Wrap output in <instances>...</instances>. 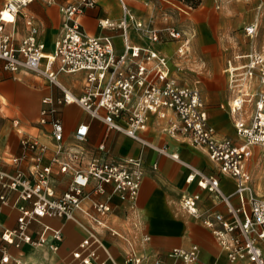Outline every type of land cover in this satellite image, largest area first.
<instances>
[{"label":"crops","instance_id":"crops-1","mask_svg":"<svg viewBox=\"0 0 264 264\" xmlns=\"http://www.w3.org/2000/svg\"><path fill=\"white\" fill-rule=\"evenodd\" d=\"M75 1L33 0L16 15L13 24L5 25V31L18 43L29 31L26 20L30 18L36 29V40L44 44L45 54L49 53L63 32L64 19L60 8ZM97 2L79 16L80 25L86 33L100 38L109 36L117 55L123 53L127 42L166 56L169 77L183 85L190 86L180 80L182 76L192 74V70L202 71L212 86L210 91L200 92L208 124L213 127L217 137L228 138L234 143L241 142L233 124L236 115L230 112L229 107L233 97L227 89V76L223 74L228 62H242L239 56L264 52V0H200L193 8L177 0H125L126 12L118 0ZM123 19L126 21L125 34L118 27ZM101 20H108L111 26L102 25ZM137 22L142 24L141 28L136 26ZM251 23L258 26L255 33L249 36L244 28ZM167 27H174L188 39L184 54L177 52L183 41L165 35L162 40L154 41L144 33L146 30L161 31ZM210 62L213 63L211 67ZM221 68L223 74L220 76L224 84L220 87L207 74L211 70L219 72ZM84 76L83 72L60 73L58 79L71 92L80 95ZM60 92L45 79L32 73L0 72V165L6 171L14 170L10 157L22 154L28 156L18 165L23 171H27L32 164L29 157L35 152L23 149L20 144L22 137L34 138L43 144L46 150L42 164L49 162L54 153L55 141L51 125L40 124L39 117L45 106L42 100L51 97L55 101L60 97ZM136 100L134 96L131 106H135ZM54 105L59 109L58 114L65 128V148H79L84 151L86 158L97 156L122 161L127 157H141L143 160L144 177L134 201L112 194L108 199L111 211L99 216L92 208V203L94 200H106V195L92 194L84 198L81 208L75 211L76 218L94 230L101 240L104 249L98 250V256L104 264H134L132 253L142 257L139 264H156L157 261L161 264H181L172 250L176 247L188 248L192 244L199 246L203 261L209 264H232L227 260L225 249L203 223L204 217L212 211L226 214L224 204L218 196L200 189L195 180L188 182L187 177L192 169L216 176L225 194L233 193V179L220 174L217 164L209 158L205 148L193 144L188 135L170 134L167 129L169 124L178 121L170 110L166 111L165 118L149 114L147 131L142 136L151 145L165 146L169 152H177L179 160L144 147L120 132L108 131L100 121L91 119L76 104ZM247 109H250L249 105ZM80 123H87L89 130L86 140L77 143L73 139V132ZM100 143L105 144L106 151L97 149ZM253 153L255 159H251ZM263 156L264 147L255 145L251 147V156L246 161L250 191L255 197H264ZM153 164L158 168L153 169ZM68 180V174H59L55 169L53 182L57 192L66 189ZM107 190L110 191L109 186ZM190 193L200 194L198 214L195 216L188 214L181 204L182 197ZM1 194H5L10 203L16 198L15 192L0 186ZM231 200L233 204H238L235 196ZM88 213L100 218L105 226L96 224ZM18 214L16 209L4 205L0 209V231L15 227ZM45 225L61 230L62 240L57 243L58 250L49 248L53 240L51 233L47 232L46 241L40 247L22 244L16 248L8 245V253L31 264H68L71 250L86 237L87 229L73 220L45 216L32 222L28 233L37 237ZM145 236L149 240H145Z\"/></svg>","mask_w":264,"mask_h":264},{"label":"built area","instance_id":"built-area-1","mask_svg":"<svg viewBox=\"0 0 264 264\" xmlns=\"http://www.w3.org/2000/svg\"><path fill=\"white\" fill-rule=\"evenodd\" d=\"M33 0H0V72H27L45 79L61 91L55 101L45 97V106L40 111L39 123L51 125L55 141L54 153L47 164H42L46 147L34 138L22 137L20 144L25 151L35 152L27 171L18 167L28 156L10 157L13 171H6L0 165V186L16 193L10 203L5 194L0 195V209L10 206L18 211L16 225L0 231V263L31 264L12 257L8 245L19 248L22 244L40 247L51 233L52 251L58 250L62 240L60 229L45 225L37 237L28 233L29 225L41 218L60 217L73 220L86 228L88 234L71 250L68 264H104L99 259L98 250L104 249L97 234L80 222L75 211L81 208V201L93 195H106V200H94L92 208L97 215L104 216L111 211L108 199L113 194L122 199L134 201L144 177L141 157H127L122 161H112L102 157L86 158L79 148H65L64 127L59 117L57 105L76 104L91 119L100 121L110 131L120 132L158 153L179 160L177 152H169L165 146L151 145L142 133L147 131L149 114L166 117L170 110L178 119L168 126L171 135H188L191 142L205 148L209 158L217 164L220 174L233 179L234 191L225 194L219 178L192 169L187 181H196L200 189L219 197L226 208L222 212H210L203 220L225 249L229 263L264 264V197H255L249 187L250 174L246 161L251 156V147H264V52H251L239 56L242 62H228L224 68L227 89L232 94L230 112L236 115L234 125L241 137L240 143L216 136L207 122V111L197 88L178 83L169 77L164 57L148 48L132 46L125 42L123 53L117 55L109 36L97 37L86 33L79 22V16L86 8L94 7L97 0H76L60 8L63 17V32L55 42L53 51L45 54L44 44L36 40V29L29 18L26 20L28 33L18 43L5 31L7 23L13 24L16 15ZM126 12L125 0H118ZM4 10L11 13L13 21L2 17ZM101 22V21H100ZM125 20L118 27L125 34ZM102 25L111 26L106 20ZM136 26L141 28L140 22ZM257 26L251 23L244 28L247 35L255 33ZM151 40H162V36L183 41L177 52L184 54L189 42L183 33L174 27L161 31L146 30ZM84 73V85L80 95L67 89L58 79L60 73ZM134 96L135 106H131ZM247 105L250 109H247ZM248 115V117H246ZM16 122V121H14ZM73 132V139L80 143L88 135L89 125L80 123ZM100 143L98 150L106 151ZM152 168H158L156 164ZM68 174L67 187L57 192L53 174ZM110 187L108 192L107 187ZM238 199L232 203L231 197ZM200 194H185L181 199L183 209L190 215L198 214ZM96 224L105 223L96 215L88 213ZM149 240L148 236L144 237ZM197 244L188 248L176 247L172 250L181 264H209L200 257ZM142 257L132 253L134 264ZM156 264H161L157 261Z\"/></svg>","mask_w":264,"mask_h":264},{"label":"rangeland","instance_id":"rangeland-1","mask_svg":"<svg viewBox=\"0 0 264 264\" xmlns=\"http://www.w3.org/2000/svg\"><path fill=\"white\" fill-rule=\"evenodd\" d=\"M177 1H180L182 3H184L185 5H188V7H192L191 5L185 3L183 0H177ZM193 8V7H192ZM102 21V20H101ZM212 62L209 63V67L212 66ZM224 66H222L223 68ZM222 68L219 70V72H216L217 70L215 71H209L210 74H207V75H210L209 77H212L213 78V81H217L218 85L221 87L222 84H224L223 82V78L220 76L222 75L223 73L221 72ZM192 74L190 75H184L182 76L183 78H181L180 80L182 82H186L188 83L190 86L192 87H197L201 94H202V91H210L211 90V85L210 83L208 82V79L206 78V76L203 74L202 71H199V70H192L191 72ZM219 73V74H218ZM224 76H226V74H223ZM233 124H234V121H233ZM241 140V139H240ZM254 154L252 155L251 159H255L254 157ZM250 159V160H251ZM263 161H264V156H263Z\"/></svg>","mask_w":264,"mask_h":264},{"label":"bare ground","instance_id":"bare-ground-1","mask_svg":"<svg viewBox=\"0 0 264 264\" xmlns=\"http://www.w3.org/2000/svg\"><path fill=\"white\" fill-rule=\"evenodd\" d=\"M2 17H4L3 19L6 20L7 22L13 21V18H14V17H12L11 13H9L7 10L3 11ZM105 22H106V20L102 21L103 24ZM7 24H10V23H7ZM163 57H164L165 66H166L168 73H169L167 57L166 56H163ZM231 105H232V101H231ZM235 118H236V116H235ZM234 128H235V125H234ZM235 131H236V129H235ZM237 136L239 137V139H241V137L238 135V133H237ZM249 187H250V185H249Z\"/></svg>","mask_w":264,"mask_h":264},{"label":"trees","instance_id":"trees-1","mask_svg":"<svg viewBox=\"0 0 264 264\" xmlns=\"http://www.w3.org/2000/svg\"><path fill=\"white\" fill-rule=\"evenodd\" d=\"M185 3L191 5L192 7H196L200 0H183Z\"/></svg>","mask_w":264,"mask_h":264}]
</instances>
